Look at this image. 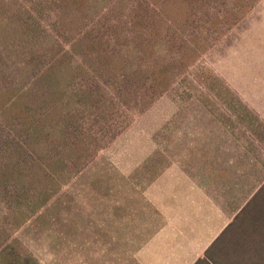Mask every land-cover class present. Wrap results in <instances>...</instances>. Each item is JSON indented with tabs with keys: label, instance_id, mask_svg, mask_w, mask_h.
I'll list each match as a JSON object with an SVG mask.
<instances>
[{
	"label": "rangeland",
	"instance_id": "rangeland-1",
	"mask_svg": "<svg viewBox=\"0 0 264 264\" xmlns=\"http://www.w3.org/2000/svg\"><path fill=\"white\" fill-rule=\"evenodd\" d=\"M0 264H264V0H0Z\"/></svg>",
	"mask_w": 264,
	"mask_h": 264
}]
</instances>
